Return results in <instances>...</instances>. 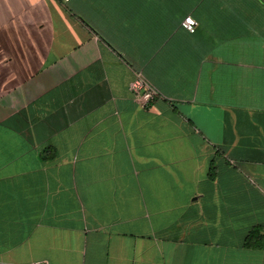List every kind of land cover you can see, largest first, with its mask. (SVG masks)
Returning <instances> with one entry per match:
<instances>
[{
    "label": "crops",
    "instance_id": "crops-1",
    "mask_svg": "<svg viewBox=\"0 0 264 264\" xmlns=\"http://www.w3.org/2000/svg\"><path fill=\"white\" fill-rule=\"evenodd\" d=\"M255 226L263 0H0V264H264Z\"/></svg>",
    "mask_w": 264,
    "mask_h": 264
},
{
    "label": "built area",
    "instance_id": "built-area-1",
    "mask_svg": "<svg viewBox=\"0 0 264 264\" xmlns=\"http://www.w3.org/2000/svg\"><path fill=\"white\" fill-rule=\"evenodd\" d=\"M183 26L187 31L195 32L198 26V21L193 16L188 15L183 20ZM131 90L137 105L143 109H147L159 93L158 90L145 78L142 72L136 73V76L131 83Z\"/></svg>",
    "mask_w": 264,
    "mask_h": 264
},
{
    "label": "trees",
    "instance_id": "trees-1",
    "mask_svg": "<svg viewBox=\"0 0 264 264\" xmlns=\"http://www.w3.org/2000/svg\"><path fill=\"white\" fill-rule=\"evenodd\" d=\"M211 169L213 170V166ZM262 230V226H255L247 236L245 245L251 248L264 249V232Z\"/></svg>",
    "mask_w": 264,
    "mask_h": 264
}]
</instances>
